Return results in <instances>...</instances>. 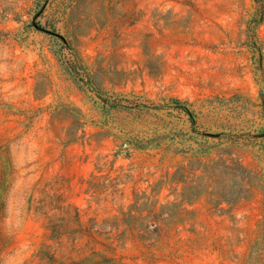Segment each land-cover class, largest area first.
<instances>
[{"label":"rangeland","instance_id":"374dc122","mask_svg":"<svg viewBox=\"0 0 264 264\" xmlns=\"http://www.w3.org/2000/svg\"><path fill=\"white\" fill-rule=\"evenodd\" d=\"M0 264H264V0H0Z\"/></svg>","mask_w":264,"mask_h":264}]
</instances>
